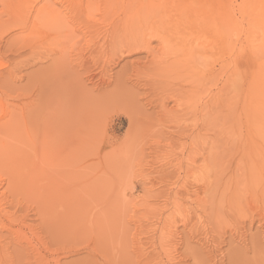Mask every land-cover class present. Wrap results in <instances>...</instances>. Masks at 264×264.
Wrapping results in <instances>:
<instances>
[{
  "label": "rangeland",
  "instance_id": "1",
  "mask_svg": "<svg viewBox=\"0 0 264 264\" xmlns=\"http://www.w3.org/2000/svg\"><path fill=\"white\" fill-rule=\"evenodd\" d=\"M11 1L0 264H264V136H245L239 116L251 78L227 108L237 54L218 46L197 85L185 53L191 13L209 9L226 11L227 46L248 29L262 39L244 0ZM142 41L150 54L128 51Z\"/></svg>",
  "mask_w": 264,
  "mask_h": 264
},
{
  "label": "bare ground",
  "instance_id": "2",
  "mask_svg": "<svg viewBox=\"0 0 264 264\" xmlns=\"http://www.w3.org/2000/svg\"><path fill=\"white\" fill-rule=\"evenodd\" d=\"M243 7L244 11H248L249 9V16H251L250 28H258L263 31L261 37L262 39L258 40L256 37H252L251 32L248 29L247 34H250V37H246V45L244 44V46L242 47L236 45L227 46L225 44V42H227V39H224L226 33L224 32V29L221 28L224 21L223 17L225 16L226 11L221 9L216 10L217 13H215L211 9H209L210 11H204L202 15L194 16L191 13V47L190 49L188 48L189 50L185 51V53L190 51L188 52V57L191 58V83L197 85L203 84V75L201 73V70L206 63L210 62L211 57L216 54L218 46L221 50L227 51L229 55L233 53L237 54L238 62L234 63L233 65V73L226 87V91L228 93H231L227 96V108L229 104L232 105L234 95L239 91L240 86L237 84V81L239 80L240 84V77L249 78V80L251 78V80L248 81L247 84L249 86L248 90L242 99L239 116L242 122H244L242 125V129L246 131L245 136H250V130L252 136H264V63H259V60H256L252 71L251 69H249L248 71L243 68V63L247 62L251 64V62L249 61H251L254 56L257 57L264 54V0H244ZM36 12L37 13L33 17V19L28 20L30 22L29 28L31 29V32L35 31V29L39 27L41 19L50 14L51 10L46 6H43ZM193 27H199L201 29V32L195 35L192 32ZM141 47L147 50L148 54L151 53V48H149L148 43L143 41L139 43H133V45H129L128 51L130 53H135L138 51V48ZM247 50L249 51V56L246 55ZM235 97H237V95ZM206 115L208 114H205L204 118H206ZM256 163L257 159L255 160L253 167L256 165ZM234 197L236 199H239L238 196Z\"/></svg>",
  "mask_w": 264,
  "mask_h": 264
}]
</instances>
